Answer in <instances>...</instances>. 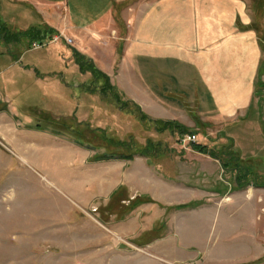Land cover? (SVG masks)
<instances>
[{"label":"rangeland","instance_id":"rangeland-1","mask_svg":"<svg viewBox=\"0 0 264 264\" xmlns=\"http://www.w3.org/2000/svg\"><path fill=\"white\" fill-rule=\"evenodd\" d=\"M173 2L0 0V264H264V0H202L221 55L249 50L236 21L261 49L253 110L222 122L153 104L124 69Z\"/></svg>","mask_w":264,"mask_h":264},{"label":"crops","instance_id":"crops-1","mask_svg":"<svg viewBox=\"0 0 264 264\" xmlns=\"http://www.w3.org/2000/svg\"><path fill=\"white\" fill-rule=\"evenodd\" d=\"M174 1L166 5L164 15H158L157 9L151 10L149 28L145 33L148 43L145 47L133 46L128 50L125 57L128 63L124 69L130 78L133 77L134 85L149 91L153 104L157 105L164 100L163 108L167 111L177 113L176 109L179 108L187 114L192 108L199 115L215 122L246 118L253 110L255 85L262 60L257 40L253 39L252 32L243 31L236 21L237 28L233 32L231 28L226 32L229 35L235 34L230 37L229 43H232V39L239 40L249 50L245 53L238 50L241 57L235 61L225 54L221 55L216 46L221 43L222 37V6L205 4L202 0H190L189 3L185 0ZM207 11L213 13L211 16L216 19L210 21L213 23H209V26L206 25ZM224 11L232 13L230 16L235 13V17L242 18L245 8L235 4ZM107 15L115 20V9H110L104 16ZM190 16L194 18L189 19ZM103 18L97 19L92 27L100 28ZM68 22L70 31H74L73 27L77 24L72 19ZM240 24H245V21L241 20ZM206 35L214 39L207 41ZM88 37L94 43L100 42L91 34ZM142 71L149 74V83L143 79ZM225 75L229 79L223 83L221 77Z\"/></svg>","mask_w":264,"mask_h":264},{"label":"trees","instance_id":"trees-1","mask_svg":"<svg viewBox=\"0 0 264 264\" xmlns=\"http://www.w3.org/2000/svg\"><path fill=\"white\" fill-rule=\"evenodd\" d=\"M167 124H169V123H166V127L164 128V130L165 129H167V128H169V126L167 125ZM168 126V127H167ZM152 146H155V147H157L158 145H155V143H154V145H153V143L150 145V147H149V150H151L153 147ZM152 147V148H151ZM195 148V147H194ZM199 148V150L200 151H207V149H203V148H200V147H198ZM196 149V148H195ZM263 188H264V186H263Z\"/></svg>","mask_w":264,"mask_h":264},{"label":"built area","instance_id":"built-area-1","mask_svg":"<svg viewBox=\"0 0 264 264\" xmlns=\"http://www.w3.org/2000/svg\"><path fill=\"white\" fill-rule=\"evenodd\" d=\"M192 139H196V137L195 136H190V140H192Z\"/></svg>","mask_w":264,"mask_h":264}]
</instances>
